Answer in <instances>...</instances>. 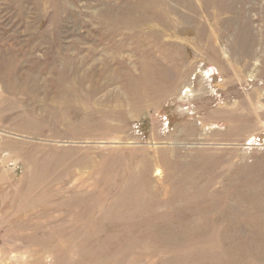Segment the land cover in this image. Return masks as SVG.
<instances>
[{
    "label": "rangeland",
    "instance_id": "rangeland-1",
    "mask_svg": "<svg viewBox=\"0 0 264 264\" xmlns=\"http://www.w3.org/2000/svg\"><path fill=\"white\" fill-rule=\"evenodd\" d=\"M0 264H264V0H0Z\"/></svg>",
    "mask_w": 264,
    "mask_h": 264
}]
</instances>
